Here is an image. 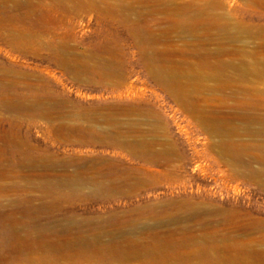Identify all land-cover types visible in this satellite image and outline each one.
<instances>
[{"label":"rangeland","instance_id":"374dc122","mask_svg":"<svg viewBox=\"0 0 264 264\" xmlns=\"http://www.w3.org/2000/svg\"><path fill=\"white\" fill-rule=\"evenodd\" d=\"M0 264H264V0H0Z\"/></svg>","mask_w":264,"mask_h":264},{"label":"bare ground","instance_id":"6f19581e","mask_svg":"<svg viewBox=\"0 0 264 264\" xmlns=\"http://www.w3.org/2000/svg\"><path fill=\"white\" fill-rule=\"evenodd\" d=\"M165 77V76H164ZM166 79H168V78H166ZM175 80V79H174ZM169 82V81H168ZM175 82V81H174ZM176 84V83H175ZM170 86V85H169ZM178 88V87H177ZM111 121V120H110ZM218 130V129H217ZM155 142V141H154ZM153 143V142H152ZM149 144V143H148ZM151 144V143H150ZM154 144V143H153ZM144 146L146 147V145H145V143H144ZM152 147V146H151ZM244 149V148H243ZM139 151V150H138ZM141 151V150H140ZM143 151V150H142ZM141 151V152H142ZM146 151V150H145ZM145 151H143V152H145ZM227 152H229L231 155H233V156H235L236 155V153H233V152H231V150L230 151H228V150H226ZM147 153V152H146ZM148 153H150V152H148ZM242 153V152H241ZM151 155H152V152H151ZM157 159V158H156ZM154 161H156V160H154ZM158 166V165H157ZM128 184V183H127ZM114 185V184H113ZM108 186H110V185H108ZM116 186H120V184L118 185H116ZM114 188V187H113ZM112 188V189H113ZM117 189V188H116ZM57 231L58 230H45V231H42V232H40V236H44V235H46V234H56L57 233ZM263 254V253H262ZM252 256V255H251ZM253 258V257H252Z\"/></svg>","mask_w":264,"mask_h":264}]
</instances>
